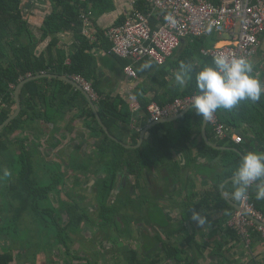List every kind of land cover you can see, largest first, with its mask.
I'll use <instances>...</instances> for the list:
<instances>
[{
	"label": "trees",
	"instance_id": "1",
	"mask_svg": "<svg viewBox=\"0 0 264 264\" xmlns=\"http://www.w3.org/2000/svg\"><path fill=\"white\" fill-rule=\"evenodd\" d=\"M113 0H48L50 12L44 18L40 31L41 37H38L31 29V20L25 15L23 4L25 0H0V126L4 124L16 111L15 92L18 85L32 77L41 75H56L72 78L76 75L82 76L89 81L95 91L99 93V99L95 101L98 113L108 128L110 134L116 141L100 126L90 103L86 97L70 83L60 78L42 77L26 83L20 93L22 111L17 118L11 121L0 133V254L1 264H13L16 257L14 251L17 248L20 252L26 253L25 261L30 264H52L56 251H62L66 254L69 261H85V264H105L104 254L100 250H95V258L92 259L86 255L85 251L78 250L72 252L74 239L82 237V224L88 218L85 209H82L80 203L62 202L60 208H55L51 203V195H61V187L66 185V175L54 167L50 169L47 166V175L49 184L45 187L39 186V176L37 172L40 160L46 161L47 152L43 151V137H47L45 145L58 144L57 135L62 130L68 134L76 131V121L84 120V127L89 130L92 139L96 140V151L93 155H87L80 152V147L75 149L71 155H64L63 159L71 165L70 170L78 173L75 177L74 187L80 188L81 179L88 172V166L82 165L76 159L80 157L85 161L97 160L95 175L97 176L95 192L97 193V215L103 222L108 224H117L116 216L122 212V209H132L135 211V203L127 193L117 198L115 204L110 201L118 184L120 172L130 179L135 177L138 182V188L141 182L149 184L152 176L156 173L163 178H172L182 180L188 175L179 162L178 153L184 152L188 157V167L195 164L196 155L200 154L208 157L211 162H220L222 172H218L215 180L216 186L212 188L210 194L217 197L214 208L221 211V217L217 220L219 225H229L235 209L220 196L222 184L232 178L236 171L241 156L234 151H219L208 146L201 137V131L204 123L202 116L195 114L192 108L179 120L172 123H160L148 130V138L143 145L137 149H127L119 138L122 132L131 133L129 126L133 114L130 112L129 105L121 97H101L97 87L99 74V60L93 53L94 45H91L89 39L83 35V14L93 12L94 17L101 16L107 11L114 9ZM217 4L221 0H211ZM138 9L146 10L145 6L138 5ZM125 16L120 18L117 24L125 20ZM153 25L158 23L156 16L152 19ZM72 32L77 41V45L67 54L64 48L60 47V35ZM104 34V32H103ZM98 31V38L103 40L105 37ZM207 37H191L183 41L181 47L174 53L173 58L169 59L164 65L143 60L135 65L138 75V85L132 92L133 97L140 104L138 115L139 125L133 136L131 145L136 146L139 143L141 133L150 124V115L148 107L156 103L165 107L173 103L176 99L192 97L196 92L195 73L205 65H212L213 60L202 54L203 43ZM48 42L46 49L42 46ZM114 57H116L114 55ZM120 60V58L116 57ZM130 62H125V68ZM149 64L150 67L142 68ZM181 63L191 64L193 73L186 78L184 85H179L175 76ZM253 75L257 77L256 73ZM71 115L67 126L66 119ZM217 115L219 121L229 127L248 131L255 140L264 142V96L257 103L251 101H242L233 110L227 111L218 109ZM247 125L248 128H244ZM52 126V129L50 127ZM244 128V129H242ZM24 138L14 137L17 133L23 134ZM30 133V135L27 134ZM198 133V141L194 143L193 135ZM210 140L218 146L236 147L244 151L245 137L242 145L232 143L229 140H217L207 129ZM245 134V133H244ZM35 137L28 149L29 136ZM40 145V146H39ZM79 146V145H78ZM18 147V152L14 149ZM198 149L199 152H194ZM264 152V148H262ZM261 152V151H259ZM15 153L19 158V168L14 164L6 167V158ZM49 153V152H48ZM246 154V153H245ZM76 155V156H75ZM62 158L61 155H59ZM75 157V158H74ZM55 158L53 161H56ZM221 159V161H220ZM39 163V164H38ZM55 164L50 162L48 165ZM5 168L8 175H5ZM59 168V167H58ZM166 176V177H165ZM126 178V183L130 180ZM180 191H186L182 186ZM214 183V184H215ZM150 185V184H149ZM153 187V186H152ZM256 184L251 190V195L256 208L264 213V199H256ZM226 193H232V181L226 184L224 189ZM70 198L73 194L68 193ZM209 200V199H208ZM237 200V199H236ZM215 202L207 201L206 204ZM201 207H192L199 209ZM228 210H225V209ZM191 209H187L185 220L190 217ZM64 214V215H63ZM68 217V220L64 216ZM115 217V218H114ZM26 218L31 219L30 224H23ZM143 221V219H140ZM215 222V221H214ZM114 224V225H115ZM24 225V226H23ZM28 225L30 232L25 228ZM112 225V226H114ZM229 227V226H228ZM28 231L30 237L26 242H17L19 234ZM122 228L114 227L112 230L120 231ZM230 229V228H229ZM106 232L109 236V231ZM183 230V228H182ZM251 232V239L264 242L262 236ZM232 237L237 236V231H231ZM108 237H104L107 240ZM102 239V240H104ZM159 240V239H158ZM160 241V240H159ZM41 242H47L42 245ZM80 242H84L83 238ZM161 242V241H160ZM42 249H38V245ZM63 247V248H62ZM165 247V257L167 259L177 258L183 262V251L171 246ZM46 253L48 261L42 262L38 258L40 253ZM18 259L24 260L22 254H18ZM133 256L131 261L134 264H144L136 261ZM136 261V262H135ZM163 259H155L152 263L161 264ZM23 264V261L20 262Z\"/></svg>",
	"mask_w": 264,
	"mask_h": 264
},
{
	"label": "crops",
	"instance_id": "2",
	"mask_svg": "<svg viewBox=\"0 0 264 264\" xmlns=\"http://www.w3.org/2000/svg\"><path fill=\"white\" fill-rule=\"evenodd\" d=\"M112 3L114 5L113 10L107 11L101 16L94 17L92 21V32L97 31V37L98 31H101L103 34L106 29L118 25L117 23L120 18L126 16V14L131 12L133 9H137L139 4L142 5V7L145 6L146 8V0H113ZM23 7L26 16H28L31 20V29L38 37H41L42 32L40 31V28L42 27L45 16L51 10L48 0H25ZM231 38V35L224 34L221 37H211L206 40L212 39L211 42H209V45L210 43H213V45L208 47H221L226 45ZM60 40V47L64 48L67 54H69L73 47L78 44L72 32L61 34ZM89 41L91 45H96L93 49V53L99 60L97 87L99 92L102 94L101 97H121L122 100L129 105L130 112L133 114L132 118L128 120L132 132H122V135L119 134V138L122 140L120 142L124 143L123 140H126L127 143H124V146L127 149H137L143 145L144 141L148 138L149 133L148 131L146 132L143 142H141L140 137L138 145H131L133 130L135 131V129H137L139 120L140 118H143V115H138L140 104L132 95V92L136 89L139 81L138 79L131 78L125 74L123 64L125 62H130L128 65H133L135 67L138 63H134L133 61L127 59L119 60L114 57L111 52L112 45L106 37L101 41L99 38L98 41H92L90 39ZM47 45L48 42L42 46V50L46 49ZM96 92L99 95L98 91ZM136 104H139V109H133V106ZM70 118L71 115L67 117L66 123L62 126H67V122H69ZM84 122V120L78 119L75 124L76 131L68 136L67 132L62 130L59 135H62V138L67 140L61 142V139L58 137L59 135H57L56 137L60 144L56 148L58 149L60 145L65 144L64 148L68 147L71 151L80 147V150L85 151L87 155L95 154L94 152L97 150L95 146L96 140L92 139L89 130L84 127ZM225 126L227 127L228 132H231L232 134L244 135L246 141L243 146L245 149L242 151L244 154L248 151L262 152L264 142L261 140H255V137L246 131L249 129L244 131L227 125ZM208 127L211 128V132L215 135L217 140H229L234 143L231 140L232 138L218 139L214 128L210 123H208V126L205 129L209 139L210 137L207 132ZM244 128H248V126L244 125ZM50 129H52V126ZM145 130L146 129H144L142 133ZM17 134L13 136L12 139H14ZM27 134L30 135L29 132H27ZM29 137L31 138V136ZM201 137L203 138V127ZM46 138H48V136L43 137L41 141L44 147ZM193 140L194 143L198 141L197 132L193 135ZM203 140L205 141L204 138ZM194 152L197 153L199 150L194 149ZM177 155L179 162L188 177L182 181L172 179L170 177L167 178L166 176V178H163V176L158 173H156L155 176H152L151 181L153 182V187L150 193L154 204L152 211H154L155 226L147 232L144 229L145 222L142 221V226L136 230L137 235L135 236H137L138 240L135 242L122 241V230L121 232L115 231L116 234H119L118 238L111 236V234L108 236L105 233L104 236L108 238L107 240L103 238L104 240L100 241L102 244L105 241H108L109 238L115 239V242H109L105 245V247H103V254L107 252V256H109L108 258H111V263L109 262V264H134V261H131L133 256L136 257V261H141L144 264L152 263L155 259H163L165 257V247L168 248L167 246L178 248L183 251V262H179V260L175 258L171 260H163L161 264H264V242L251 238L247 240L239 233H237L236 237H232L230 230L233 231V228L226 224L219 225V223H217V220L221 217L222 210L219 211L214 208L217 197L210 194V192L214 190H212V188H215V180L217 179L216 177L213 179L214 172L212 171L215 170L217 173L222 172V169H220V162L215 161L212 163L208 157L198 154L196 155L195 164L193 163L188 167V157L186 154L182 151ZM230 179H227L222 184L220 188V196L236 210L234 204L240 205L241 201L236 200L232 193L224 192L226 184ZM181 181L182 186L186 187V191H180ZM213 199L215 200L214 203L211 202L210 204H206L207 201ZM200 205L201 207L199 209H192V207H198ZM189 208L192 210L190 217H192V213L194 211L200 212L202 215L207 217L206 223L199 226L191 218L185 220L187 215L186 211ZM225 210L228 209L226 208ZM111 231L114 230H109L110 233ZM149 233L151 237L153 236V239H150ZM85 235L90 237L88 232H86ZM116 242H120V244L118 243L116 246ZM81 243L83 242H77V245ZM76 250L78 251L83 249L79 248Z\"/></svg>",
	"mask_w": 264,
	"mask_h": 264
},
{
	"label": "built area",
	"instance_id": "3",
	"mask_svg": "<svg viewBox=\"0 0 264 264\" xmlns=\"http://www.w3.org/2000/svg\"><path fill=\"white\" fill-rule=\"evenodd\" d=\"M158 23L153 25V17ZM170 16L171 20L166 19ZM125 20L104 31V36L111 43V52L120 59L139 63L149 60L157 65H164L181 47L184 40L197 38L221 37L231 35L224 46L208 47L202 50L205 57L212 60L218 55L229 58L243 56L252 58L264 37V0H221L219 4L211 0H146V10L133 9L125 16ZM83 35L97 41V31L92 32L93 12L83 14ZM125 74L137 79V71L133 65L124 68ZM94 100L99 96L93 85L82 76L71 78ZM192 97L176 99L173 103L161 107L152 103L148 107L150 121L173 117L191 108ZM139 109V104L133 106ZM208 122L213 126L218 139H231L241 145L242 135L228 132L220 123L217 111ZM255 183L249 187L246 199L240 200V210H235L229 226L243 238L249 240L253 232H257L264 240V213L259 211L251 195Z\"/></svg>",
	"mask_w": 264,
	"mask_h": 264
},
{
	"label": "clouds",
	"instance_id": "4",
	"mask_svg": "<svg viewBox=\"0 0 264 264\" xmlns=\"http://www.w3.org/2000/svg\"><path fill=\"white\" fill-rule=\"evenodd\" d=\"M166 19L171 20V17ZM250 60L243 56L229 58L218 55L214 57L212 65H205L195 73L197 94L192 98L191 107L197 116L208 120L218 109L231 111L242 101L257 103L261 100L264 96V81L253 75L254 67ZM147 67H150L147 63L142 66ZM193 71L191 64L181 63L175 76L176 82L184 85ZM8 174L5 170V175ZM254 183L256 199H264V152L248 151L242 156L232 176L234 198L246 199L248 189ZM191 219L199 226L207 221L206 216L195 211Z\"/></svg>",
	"mask_w": 264,
	"mask_h": 264
},
{
	"label": "flooded vegetation",
	"instance_id": "5",
	"mask_svg": "<svg viewBox=\"0 0 264 264\" xmlns=\"http://www.w3.org/2000/svg\"><path fill=\"white\" fill-rule=\"evenodd\" d=\"M24 10V7H23ZM25 13V11H24ZM26 15V13H25ZM264 42V37L261 39L259 46L257 47V50L255 51L254 56L251 58V62L254 67V72L256 73L257 77L260 76V79L264 81V52L261 53V46L262 43ZM55 147V144H51L44 147L45 152H50L54 153V155H57L56 162L59 164V169L60 172L64 173L66 175V178L68 179V176L66 172H69L71 165L67 163V160L63 159L64 155H71L75 150L71 151L68 147L62 148L60 150L53 149ZM43 149V151H44ZM48 150V151H47ZM70 150V154L68 151ZM58 151V152H57ZM85 152L83 150H80L79 153ZM86 153V152H85ZM87 154V153H86ZM59 155L62 156V158L59 157ZM84 160V159H82ZM52 162V161H51ZM89 165L88 166V172L87 174L80 178L81 179V186L80 188L74 187L75 183V177L78 175V173H73L71 171L70 178L73 179V185L69 189V191L65 190L64 188L67 186L68 181H66V185L61 187V195L57 196L55 194H52L51 197V203L55 208H60V203L62 202H69L73 203L74 201H77V203H80L82 206V209H85L87 213V220L83 222L82 224V230L84 231L85 228L86 230L90 231L93 235V237L98 241L99 246L102 248L100 249L101 252H103V247H105L106 244L109 242H104L103 245L101 244V240L105 237V233L103 231H100L101 229H106L104 231H109L114 227L117 228H122V241L124 242H135L138 240L136 234V230L142 226V221L140 219H143L145 222V230L148 232L149 229L155 226V220H154V211H152L154 204L151 199V193L150 191L152 190L153 182L150 180L149 184L145 185V183L141 182V186L145 187V191H142V188H138V182L135 177L130 176V179L128 178L127 175L122 174L120 172L119 176V181L117 184V187L114 191V195L110 201V203L113 205L116 203L117 198L122 197L124 194L130 195V198L134 201L135 205V211L132 209H122V212L118 214V217L116 216V223L117 224H108L102 221V219L97 215V210H99V206L96 204L97 202V193L95 192V184H96V179L97 176L94 174L96 167H97V160H91L88 161ZM66 169V172H65ZM126 178L130 180L129 184L126 183ZM65 193V194H64ZM68 193L73 194V197L70 198L68 196ZM54 196V199H56V203L53 201L52 197ZM66 196V198H64ZM64 215V214H63ZM65 219L68 220V217L65 215ZM115 218V217H114ZM114 225V226H112ZM92 227L97 229V232L93 234ZM85 231L81 233V236L83 237L85 235ZM110 233V232H109ZM90 236V235H89ZM150 239H153V236L151 237L149 233ZM120 244V242H116V246ZM95 243L92 244L94 247ZM60 253V252H58ZM64 253H60V255H63ZM107 252L104 253V258L106 259ZM165 256V255H164ZM55 258V257H54ZM175 259V258H174ZM55 260V259H54ZM52 261V264H56L57 262ZM163 260H171L167 259L166 257L163 258ZM181 262V261H179ZM182 264V263H179Z\"/></svg>",
	"mask_w": 264,
	"mask_h": 264
},
{
	"label": "rangeland",
	"instance_id": "6",
	"mask_svg": "<svg viewBox=\"0 0 264 264\" xmlns=\"http://www.w3.org/2000/svg\"><path fill=\"white\" fill-rule=\"evenodd\" d=\"M211 40H206V42L203 43V47L204 46L205 47L212 46L213 43H210V45H209V42H211ZM68 135L69 134L67 133V136ZM17 136L18 137H21V138H24L26 136V132H24L23 134H17ZM35 137L33 135L31 137L32 139L30 138L31 141L29 140L28 143H27L29 150H30L29 147L32 144V142L34 141ZM58 137L61 139V142H64L65 139L62 138V135H59ZM116 141H117V139H116ZM37 142L39 143L41 141L40 140H37ZM59 144H60L59 142H58V144H55V147L52 148V152H53V149H55L54 151L56 152V150H60V149L64 148V145L65 144L64 145H60L59 148L57 149L56 147H58ZM14 149L17 152L19 151L18 150V147H14ZM68 153L69 154L71 153L70 150L68 151ZM56 157H57L56 154L54 155V153L52 154V153L49 152V153H47L46 161L40 160V164L38 163L39 164L38 165L39 168H37V172H38V176H39V186L40 187H45V186H47L49 184V179H48V175H47V172H46L47 166L50 169H53L54 167H56L57 169H59L58 168L59 167V164L56 163V162L55 163L57 165H55V164H52L51 166L48 165L51 161L53 162V160ZM76 159H77L78 162L82 163V165H89L88 161L82 160V158H80V157H77L76 156ZM18 161H19V158H17V156L15 155V153H13L11 157L8 156V158H6V167H8L9 164H11V165L14 164V165H16L19 168ZM5 170H6V168H5ZM65 172H66V169H65ZM212 172H214L213 173L214 174L213 175V179L215 177L217 178L218 177L217 171L213 170ZM66 174L68 176V179H67L68 184L64 188V191L65 190L69 191V189L73 185V179L70 178V175H71V171L70 170H69V172H66ZM64 198H66V196ZM52 199L56 203V199H54V196L52 197ZM25 223L26 224H30L31 223V219L30 218H26V220H25V222H23V224H25ZM27 227H28V225H25V228L29 231V233H31L30 232L31 229L30 228L28 229ZM26 229L19 234L20 237L18 238L17 242H23L24 241V243H25L26 240L30 237V234H28V231H26ZM85 232H88L89 235H90V237H88L87 235H84L83 237H78L77 239H74V244H73V247H72V252H76L77 251L76 249L82 248L83 251H85L86 255H89L90 258L94 259L95 256H96L95 253H94V251L95 250H100V249L102 250V248L99 246L98 241L93 237V235H92V233L90 231L86 230V228H85ZM92 232H93V234H95L97 232V229H95V228L92 227ZM109 234H111V236H114V237H117V238L119 236V234H116L115 231H111V233H109ZM82 238H83L84 242L81 243V244H79V245H77V242H80ZM113 241L115 242V239L114 238H109L108 241H105V242H113ZM102 242H104V241H102ZM41 243L44 246V244H46L47 242H41ZM93 243H95L94 247L92 246ZM42 245L39 244L38 245V249H42L43 248ZM58 252L62 253V252H64V249H62V251H56L55 252V255H54V257H55L54 259L55 260L54 261L57 262L56 264H85V261H73V262H71V261H69L70 258H68V259L66 258L67 256H66L65 253L63 255H60V253H58ZM18 254H22L24 256V260L23 259L22 260H19L18 257H17ZM14 255L16 257V260H15V262H13V264H20L21 261H23V264H30V262H28L27 260L25 261V259H26L25 258L26 253L20 252V249L19 248H17V250L14 251ZM108 257L109 256H106V259H104V263L105 264H109V262L111 263V258H108ZM37 259H39L42 262H46V260L48 259V257L46 255V253H44L42 251V253L38 255V258Z\"/></svg>",
	"mask_w": 264,
	"mask_h": 264
},
{
	"label": "water",
	"instance_id": "7",
	"mask_svg": "<svg viewBox=\"0 0 264 264\" xmlns=\"http://www.w3.org/2000/svg\"><path fill=\"white\" fill-rule=\"evenodd\" d=\"M226 38V36H225ZM228 38V37H227ZM261 53L264 52V42L262 43V46H261ZM42 77H51V78H60L61 80H64L68 83H70L72 86H74L77 90H79L80 92H82V94L86 97V99L88 100V102L90 103V106L93 110V113L95 114L100 126L103 128V130L109 135L110 138L116 140L115 137H113L108 128L105 126V124L103 123L99 113H98V110H97V107H96V104L94 102V100L89 96V94L87 92L84 91V89L82 88V86H80V84H78L77 82H75L74 80H72L71 78H68V77H64V76H56V75H41V76H37V77H32V78H28L24 81H22L17 89H16V92H15V100H16V111L15 113L4 123L0 126V133L3 131V129L11 122L13 121L15 118H17L19 116V114L21 113L22 111V105H21V100H20V93H21V90L23 88V86L28 83L29 81H32V80H35V79H38V78H42ZM260 79V76L257 77ZM191 108L187 109L186 111L182 112L181 114L177 115V116H174V117H171V118H166V119H161L159 121H155V122H152L148 128H146V130L142 133V136H141V142H143V139H144V135L146 134V132L148 131V129H150L151 127L157 125V124H160V123H172V122H175L177 120H179L180 118H182L184 115H186L189 110H191ZM208 120H205L204 119V123H203V138L205 139L206 141V144L212 148H214L215 150H219V151H234L236 153H238L241 157L244 154V152H242L240 149L238 148H231V147H220V146H217L215 144H213L211 142V140L208 138L206 132H205V129L206 127L208 126ZM232 181V178L229 180V182ZM234 207L236 208V210H240L241 206L239 204H234ZM0 264H1V254H0Z\"/></svg>",
	"mask_w": 264,
	"mask_h": 264
}]
</instances>
